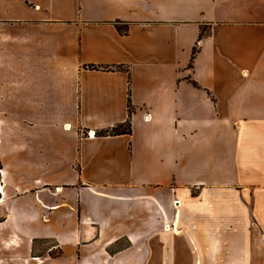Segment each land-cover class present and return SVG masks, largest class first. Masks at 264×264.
<instances>
[{
	"label": "crops",
	"instance_id": "0c3cea01",
	"mask_svg": "<svg viewBox=\"0 0 264 264\" xmlns=\"http://www.w3.org/2000/svg\"><path fill=\"white\" fill-rule=\"evenodd\" d=\"M0 264H264V0H0Z\"/></svg>",
	"mask_w": 264,
	"mask_h": 264
},
{
	"label": "trees",
	"instance_id": "16d2710c",
	"mask_svg": "<svg viewBox=\"0 0 264 264\" xmlns=\"http://www.w3.org/2000/svg\"><path fill=\"white\" fill-rule=\"evenodd\" d=\"M117 27L120 28L118 25H117ZM205 30H206L205 26H202L200 28V31H199L198 36H197V41L202 37ZM196 51H197V42H195V44L191 48L190 59H189V63H188L189 66L192 65V60H193V57H194V54ZM91 66H93V65H91ZM192 83L194 85H196V83L194 81H192ZM126 107H127L128 117L123 123H120V124L113 126L110 130L100 131V132H98V134L99 135H107V134H122V133L128 134V133H130L131 128H130L129 117L131 115V112L133 111V107L130 103L129 98H127Z\"/></svg>",
	"mask_w": 264,
	"mask_h": 264
},
{
	"label": "rangeland",
	"instance_id": "374dc122",
	"mask_svg": "<svg viewBox=\"0 0 264 264\" xmlns=\"http://www.w3.org/2000/svg\"><path fill=\"white\" fill-rule=\"evenodd\" d=\"M54 245V241L48 239H38L35 244V249L31 252V255L35 257H41L45 255L46 250L51 247L52 255H59L61 253V249L57 247H52ZM40 258H38L39 260Z\"/></svg>",
	"mask_w": 264,
	"mask_h": 264
}]
</instances>
